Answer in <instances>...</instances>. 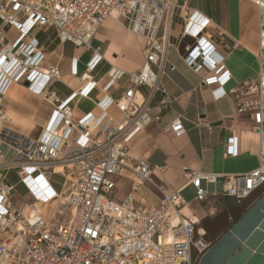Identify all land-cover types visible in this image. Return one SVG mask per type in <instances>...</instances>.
Masks as SVG:
<instances>
[{
  "label": "built area",
  "instance_id": "1",
  "mask_svg": "<svg viewBox=\"0 0 264 264\" xmlns=\"http://www.w3.org/2000/svg\"><path fill=\"white\" fill-rule=\"evenodd\" d=\"M187 1L0 0V264H198L210 248L212 243L197 228V220L184 212L188 201L181 190H163L151 178L148 161L129 155L131 142L154 120V94L162 93L161 102L165 105L174 101L161 78L171 45L167 21L177 10L184 19V35L194 39L186 48L184 62L197 72H210L202 83L218 84L213 90L216 100L231 95L238 112L249 113L261 142L259 165L248 173L220 175L192 170L188 175L196 188V199L205 202L223 195L242 202L264 189V0H257L258 79L229 92L224 87L231 80V73L218 53L217 43L208 34L213 29L212 22L198 11H189ZM108 18L145 40L144 60L133 72L111 65L110 81L103 90L107 92L125 76L130 86L97 100L92 92L99 82L91 72L103 55L100 46L93 47L92 39ZM7 27H15L20 33L12 48L3 45ZM45 28H53L62 43L72 42L79 48L94 50L87 69L80 74L81 86L66 99L50 87L61 80L60 67L42 70L45 54L38 47L39 41L33 38L25 42L29 32ZM72 73H79L77 60ZM26 80L31 91L54 105L38 139L14 132L6 125V92L12 83ZM142 87L148 91L143 92ZM78 97L90 98L101 110L100 116L89 112L74 121L72 102ZM111 105L122 113L115 124L107 112ZM183 118V114L177 113L165 130L175 136L183 135ZM200 125L209 128L204 122ZM235 152L236 139L231 138L227 153ZM13 169L18 177L16 184L7 177ZM124 170L134 174L132 190L124 200H118L112 176H119ZM55 174L65 180L70 177L66 201L71 211L68 221L50 226L37 204L48 203L58 193L52 185ZM219 177L222 192L217 190ZM144 183L162 192L159 206L145 209L136 204L135 194ZM18 185H23L30 195L19 205L15 201Z\"/></svg>",
  "mask_w": 264,
  "mask_h": 264
},
{
  "label": "crops",
  "instance_id": "2",
  "mask_svg": "<svg viewBox=\"0 0 264 264\" xmlns=\"http://www.w3.org/2000/svg\"><path fill=\"white\" fill-rule=\"evenodd\" d=\"M186 7L191 12H200L212 22L213 29H210L208 34L217 43L218 53L231 73V80L224 90L229 92L245 82L256 81L259 76L257 53L260 46V14L257 0H188ZM167 23L171 30V45L161 81L174 101L170 106L165 105L161 102L162 93L154 94L151 100V114L154 120L131 142L129 155L148 161L151 166V178L159 183L163 190L180 189L183 194L185 190L194 187L188 175L192 170L220 175L245 174L254 170L259 165L261 142L259 134L252 128L254 122L249 113H239L235 99L229 94L216 100L213 90L218 84L208 86L202 83L210 72H197L184 62L186 48L194 43V39L183 33L184 19L180 10H177ZM19 35L15 27H7L3 45L12 48ZM33 38L39 41L38 47L45 54L41 69L45 70L54 65L61 69L62 78L51 84L52 91L62 99L68 98L81 86L80 74L87 69L94 56V50L79 48L72 42H60L53 28L35 29L29 32L25 42ZM145 44L142 37L127 32L115 19L108 18L92 39L93 47L100 46L103 55V60L91 72L93 78L99 82L97 89L92 92V97L100 100L106 94H118L128 88L130 82L125 76L107 92L103 90L110 81L108 71L111 65L129 72L140 68L144 60ZM75 60L78 75L72 73ZM142 91L147 92L148 88L142 87ZM3 102L8 117L6 125L10 130L33 139L40 138L54 109L49 100L31 91L23 83H12ZM72 106L74 121L80 120L89 112H93L95 116L101 114V110L90 98L78 97L72 102ZM107 112L113 118V124L122 118V113L115 105H111ZM177 113L184 116L186 131L181 136H175L165 130ZM201 122L206 123L209 128L201 126ZM231 138L236 139L235 154L227 153ZM132 162L136 164L135 159H132ZM133 176L130 170H124L119 176H112L116 183V199L124 200L131 192ZM218 181L217 190L222 192V177H219ZM18 186L29 195L23 185ZM70 187L71 181L68 177L56 191L68 193ZM135 197L136 204L146 209L160 205L162 192L150 183H144ZM222 199L234 200L240 206L247 201L238 202L223 195L210 197L205 202L198 201L196 196L188 201L184 210L190 209L191 215H187L196 218L197 228L201 233L205 232L202 225L205 217L202 204ZM24 202L17 201V205ZM210 213H214L213 208Z\"/></svg>",
  "mask_w": 264,
  "mask_h": 264
},
{
  "label": "water",
  "instance_id": "3",
  "mask_svg": "<svg viewBox=\"0 0 264 264\" xmlns=\"http://www.w3.org/2000/svg\"><path fill=\"white\" fill-rule=\"evenodd\" d=\"M28 87V80L23 82ZM198 264H264V193L201 256Z\"/></svg>",
  "mask_w": 264,
  "mask_h": 264
},
{
  "label": "rangeland",
  "instance_id": "4",
  "mask_svg": "<svg viewBox=\"0 0 264 264\" xmlns=\"http://www.w3.org/2000/svg\"><path fill=\"white\" fill-rule=\"evenodd\" d=\"M6 153L8 155L7 158H10L11 151L8 147L6 148ZM7 177L8 180L12 183L17 182L18 180L16 171L14 169L8 172ZM63 181L64 177L62 175L55 174L52 178V185L56 190H58ZM211 190L213 191V187H211ZM263 193L264 189L256 193L249 200L245 201L241 206L237 205L234 200L225 199H222L221 201H211L203 203L202 207L205 212V217L202 221V225L205 227V238L213 244L228 229V226H230L236 220L240 213L248 209ZM59 194L63 195L66 199L68 193L62 194L61 192H59ZM25 195L26 192L23 190V188L21 186H17L15 201L23 202L26 201V199L28 200V197H30V195ZM182 196L186 199V201H191L196 196V188L192 187L185 190ZM50 204L46 206L50 207ZM212 208L214 210L213 214L210 213ZM70 211L71 210L67 205V201L65 200V204L58 208V211L52 217L50 224H62L66 222L70 218Z\"/></svg>",
  "mask_w": 264,
  "mask_h": 264
},
{
  "label": "bare ground",
  "instance_id": "5",
  "mask_svg": "<svg viewBox=\"0 0 264 264\" xmlns=\"http://www.w3.org/2000/svg\"><path fill=\"white\" fill-rule=\"evenodd\" d=\"M6 117H7V115H6ZM8 118V117H7ZM57 170H62L61 168H58ZM65 197L63 196V195H61V194H59V193H54V197L51 199V201H49L48 203H46V204H43L42 202H39L38 204H37V207H38V210H40L41 211V213L45 216V218L49 221V223H50V221H51V219H52V217L55 215V213L58 211V208L60 207V206H62V205H64L65 204ZM51 203V204H50ZM48 204H50V207H48V206H46V205H48ZM44 206H46V207H44ZM44 207V208H43ZM65 207V206H64ZM43 208V209H42ZM63 208V207H62ZM61 209V208H60ZM67 210V209H66ZM185 211V213L186 214H189V215H191V211H190V209H187L186 208V210H184ZM66 212V211H65ZM60 213H62V212H60ZM70 214V213H69ZM193 217V216H192ZM196 219V218H195ZM56 220V219H55ZM69 220V219H68ZM67 220V221H68ZM50 226H52L51 224H50Z\"/></svg>",
  "mask_w": 264,
  "mask_h": 264
},
{
  "label": "trees",
  "instance_id": "6",
  "mask_svg": "<svg viewBox=\"0 0 264 264\" xmlns=\"http://www.w3.org/2000/svg\"><path fill=\"white\" fill-rule=\"evenodd\" d=\"M240 217H241V215H240L239 217L236 218V220L233 222V224H234V223H235ZM233 224H232V225H233ZM232 225H231V226H232ZM228 229H229V228H228ZM228 229H227V230H228ZM227 230H226V231H227ZM226 231H225V232H226Z\"/></svg>",
  "mask_w": 264,
  "mask_h": 264
}]
</instances>
